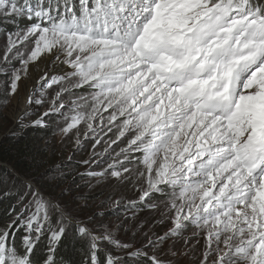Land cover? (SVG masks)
<instances>
[{
    "label": "snow or ice",
    "instance_id": "1",
    "mask_svg": "<svg viewBox=\"0 0 264 264\" xmlns=\"http://www.w3.org/2000/svg\"><path fill=\"white\" fill-rule=\"evenodd\" d=\"M41 60L17 123L47 104L31 125L62 116L61 134L93 150L83 164H106L87 174L131 184L137 198L110 199L130 215L91 227L112 209L79 218L33 179L0 174L16 195L0 220V264H62L70 236L81 264H185L201 239L192 264H264V0H0L5 106ZM143 207L163 209L168 230L133 223ZM126 226L141 238L120 239Z\"/></svg>",
    "mask_w": 264,
    "mask_h": 264
},
{
    "label": "rangeland",
    "instance_id": "2",
    "mask_svg": "<svg viewBox=\"0 0 264 264\" xmlns=\"http://www.w3.org/2000/svg\"><path fill=\"white\" fill-rule=\"evenodd\" d=\"M24 81H22L21 84H23ZM56 90V87L53 86L51 90H49V95L53 94ZM48 105L45 104L43 107H32L30 109V114L28 117L25 118V121L30 122L37 117H39L46 109ZM19 106L14 102V99L11 100V102L8 104L6 110H5V116L9 120V125L6 129V133L8 135H11V129L14 124V114L18 112ZM23 114V112H22ZM63 126V117L60 115H54L49 116L45 118L44 126L45 128H50L53 130L55 135L50 137L51 141H53L52 145L55 147L60 146L62 158H66L65 163L66 165H72V163H69V157H71V161H79L80 166L82 169L86 170L85 174L88 172H100L102 167H106L105 165L98 166L97 163H91L90 165H84L83 160L89 159L90 154L93 151L90 145H85L84 148L80 150H76L75 146V137L72 134H69L67 137L63 136L60 132V128ZM27 127L25 128V130ZM24 130V131H25ZM23 131V132H24ZM115 131V130H114ZM112 138H114V132L112 134H109ZM40 143L38 144V146ZM123 147V144L119 145H113L112 149L115 151H119V148ZM59 151V150H58ZM97 152L103 151V145L97 146L96 148ZM52 152V151H51ZM102 157L97 156L96 160H101ZM58 161L55 163L54 166H58L61 164L62 161ZM57 159H53V163L56 162ZM110 162V161H109ZM47 167L46 164L43 163V165H40L37 172L41 173L37 180V182L41 185L43 184L45 187L49 186L50 194H52L56 198H62L65 199L70 206L73 208V215L79 217V218H86L88 216H91L93 212L99 210L101 213H104L108 211L109 209H112L110 215H100L94 217L91 221H86L89 223V226L91 227H97L101 223H108V222H116L117 217H120L123 219L124 215H130L129 213H126L125 211H120L112 208V205L110 203V199L116 198L118 199L119 196H121V199L124 203H126L128 200H134L137 198V193L134 191L133 186L128 183H119L114 178L113 179H105L97 182L96 179L88 178L85 179L83 176L78 174H74V172H69L70 174L67 175L66 178H57L55 180H51V174L48 171H44V169ZM50 169V168H49ZM48 169V170H49ZM74 170V169H72ZM75 171V170H74ZM34 183L39 185L35 180H33ZM62 189H70L68 192V195L66 197H61L60 193ZM82 194V195H81ZM80 196L79 204L83 205L85 202L87 203L88 207L84 211H80L75 205L72 204V197L73 196ZM161 197L157 196L156 199L153 200V202H160ZM102 202L103 205H102ZM163 209L160 211L152 210L147 208V212H141L136 211L137 216L136 219L133 221V223H136L139 227H142L145 232H154L156 234L162 235L164 232L168 230L170 227V221L167 219L166 216H162ZM137 229L133 228L131 231L127 230V226L125 230L121 231L119 233V238L123 241L129 242L135 240H139L141 237L136 236ZM186 236L191 235V229L187 233H185ZM171 243V241H169ZM193 247L197 249L195 256H190L189 258L185 259V264H192V261L196 258V256L199 255V252L202 250L203 246V239L200 240V244L196 245L195 240L192 241ZM181 246L182 245H178ZM165 248H167V245H165Z\"/></svg>",
    "mask_w": 264,
    "mask_h": 264
},
{
    "label": "trees",
    "instance_id": "3",
    "mask_svg": "<svg viewBox=\"0 0 264 264\" xmlns=\"http://www.w3.org/2000/svg\"><path fill=\"white\" fill-rule=\"evenodd\" d=\"M3 79L4 77H0V80ZM7 106H5L4 97L0 95V174L11 171L19 174L22 178L33 179L37 182L41 178H38L41 174L37 172L40 170L39 166L43 165V163L46 164L47 167L42 169L44 171H48L49 168L53 167L55 163L61 160V148L60 146L55 147L52 145L53 141L49 138L55 133L50 128L33 127L31 125L21 134H5L9 125V120L5 116ZM39 143L40 145L38 146ZM54 158L57 161L53 163ZM61 161L65 165V172L69 173L71 171L74 174H78V176H83L85 179L91 178L90 175L85 174L86 170L82 169L79 161H69L68 164L72 163V165H66V158H62ZM38 186L50 193L49 186L45 187L43 184ZM7 190L0 185V220L4 218L8 206L15 203L16 200L15 191L11 195H4ZM156 198L157 196H154L153 200ZM118 199H121V196ZM119 210L125 211L123 208ZM135 211L144 213L147 212V207L137 208ZM81 249V243L74 241L70 236L61 244L58 250V257L62 260V264H81Z\"/></svg>",
    "mask_w": 264,
    "mask_h": 264
},
{
    "label": "bare ground",
    "instance_id": "4",
    "mask_svg": "<svg viewBox=\"0 0 264 264\" xmlns=\"http://www.w3.org/2000/svg\"><path fill=\"white\" fill-rule=\"evenodd\" d=\"M47 60H41L37 65L32 66L30 68V72L28 77L24 80L23 84L20 85V91L19 94L13 98L14 102L19 106V111L14 114L15 120L18 119L19 115L22 114V112L25 109V101L30 94V91L32 89V86L36 84V82L39 79V76L43 73L45 70V67L47 65ZM51 74L55 75H61L62 70L59 68H52Z\"/></svg>",
    "mask_w": 264,
    "mask_h": 264
},
{
    "label": "built area",
    "instance_id": "5",
    "mask_svg": "<svg viewBox=\"0 0 264 264\" xmlns=\"http://www.w3.org/2000/svg\"><path fill=\"white\" fill-rule=\"evenodd\" d=\"M13 118H14V124H13V127L11 129V133L14 134V135L21 134L25 130L26 127L31 126V123L30 122H27V121H25L24 124H23V126H21V125H19L17 123V120L18 119L15 120V117L14 116H13Z\"/></svg>",
    "mask_w": 264,
    "mask_h": 264
}]
</instances>
